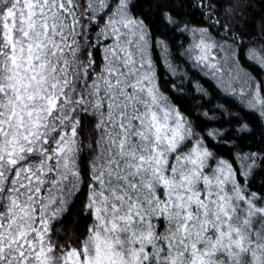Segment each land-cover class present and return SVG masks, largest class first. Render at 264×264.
Wrapping results in <instances>:
<instances>
[{
    "label": "snow or ice",
    "instance_id": "snow-or-ice-1",
    "mask_svg": "<svg viewBox=\"0 0 264 264\" xmlns=\"http://www.w3.org/2000/svg\"><path fill=\"white\" fill-rule=\"evenodd\" d=\"M0 264H264V0H0Z\"/></svg>",
    "mask_w": 264,
    "mask_h": 264
}]
</instances>
